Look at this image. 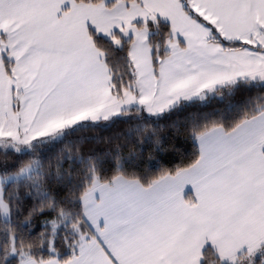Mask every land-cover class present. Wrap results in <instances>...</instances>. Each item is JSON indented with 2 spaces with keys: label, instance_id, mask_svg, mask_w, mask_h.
Returning <instances> with one entry per match:
<instances>
[{
  "label": "snow or ice",
  "instance_id": "1",
  "mask_svg": "<svg viewBox=\"0 0 264 264\" xmlns=\"http://www.w3.org/2000/svg\"><path fill=\"white\" fill-rule=\"evenodd\" d=\"M0 264H264V0H0Z\"/></svg>",
  "mask_w": 264,
  "mask_h": 264
},
{
  "label": "trees",
  "instance_id": "2",
  "mask_svg": "<svg viewBox=\"0 0 264 264\" xmlns=\"http://www.w3.org/2000/svg\"><path fill=\"white\" fill-rule=\"evenodd\" d=\"M184 122L183 114H176L169 120L161 122V138L162 141H167L165 152L157 154L154 150L149 149L145 153V159L148 158L149 153L153 160H159L161 155L171 161L174 158L181 157L185 149L189 147L190 142L180 134L178 126ZM126 125H116L107 129H97L95 131L86 132L84 135L88 139L83 143L82 150L88 151H106L113 149L115 144L119 143L123 146L124 154L127 155L129 151H135L136 147L133 144L127 143L122 137L126 132ZM96 138V139H93Z\"/></svg>",
  "mask_w": 264,
  "mask_h": 264
}]
</instances>
